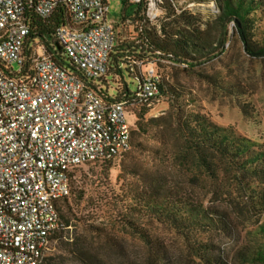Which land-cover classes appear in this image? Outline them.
<instances>
[{"label": "trees", "instance_id": "obj_1", "mask_svg": "<svg viewBox=\"0 0 264 264\" xmlns=\"http://www.w3.org/2000/svg\"><path fill=\"white\" fill-rule=\"evenodd\" d=\"M214 1L219 10L216 21L220 34L211 42L206 30L195 26L184 14L176 16L171 4H168L166 9L167 18L173 17L174 20L166 26L157 28L147 19L144 4H132L128 0H123L119 26L123 27L128 23L131 30L124 34L122 29L119 33V28L111 23L114 46L109 56L108 72L101 81L92 86V89L107 101H121L132 106L137 102L136 95L144 77L152 69L158 76L155 86L157 95L152 100L154 102L165 94L157 62H172L192 67L198 63L193 56H198L200 60L205 59L202 63L216 59L223 53L228 42L227 28L230 23H233L234 32L246 55L253 59L264 58V45L257 46L252 33L256 20L253 15L264 9V0ZM26 20L29 27L26 48L29 53L34 42L45 45L48 52L51 51V46L55 45V29L60 26H72L64 6L57 7L48 19L30 14ZM52 55L56 63L62 66L60 54L52 52ZM30 67L31 63L27 60L25 74L30 75L27 71ZM124 74L132 78L133 90H129L124 82ZM205 78L208 82L211 81L210 78ZM169 98L171 104L167 123L160 118L148 120L144 126L138 124L139 133L159 147H147L139 143L136 146L138 148L141 146L152 161L159 160L182 169L189 165L197 167L212 180V196L210 200L204 201L179 188L163 184L151 173H140L131 169L128 171L129 174L136 177L141 186H132L133 204L129 205L128 209L138 215L145 213L150 219L180 234L185 240L187 257L195 264H232L227 254L214 244L213 238H238L240 223L232 216L234 212L257 217L255 221L257 224L264 215V147L238 135L230 127L216 125L206 114L188 109L186 104L179 102V96L175 92L171 93ZM150 105L139 104L136 105V109L143 112ZM241 109L242 113L247 115L244 105ZM129 112L133 114L132 122L127 123L132 136L137 113L135 110ZM151 126L154 128L153 131L150 130ZM125 154L112 155L110 158H102L72 168L69 177L70 195L71 186L82 169L117 162ZM220 187H224L225 190L222 191ZM213 196H221L225 208L215 206V203L219 202L216 200L213 202ZM69 197L55 204L60 227L49 241H57L64 245L70 243L68 232L72 226V218L67 212H63L61 205ZM120 221L131 227L145 242L149 264H171L166 249L156 246L146 233L124 217ZM258 234L264 238V222L258 227ZM69 253L81 264H102L87 246H80L77 251ZM236 253L242 264H264V251L258 250L247 254L245 247H242ZM41 264L56 263L52 258H46Z\"/></svg>", "mask_w": 264, "mask_h": 264}, {"label": "built area", "instance_id": "obj_2", "mask_svg": "<svg viewBox=\"0 0 264 264\" xmlns=\"http://www.w3.org/2000/svg\"><path fill=\"white\" fill-rule=\"evenodd\" d=\"M106 1L0 0V264L42 263L60 227L55 204L70 195V170L130 151L125 112L157 95L152 69L132 106L92 89L114 46ZM128 1L144 4L150 23L161 14L162 0ZM59 6L72 24L54 31L60 51L34 42L29 53L26 17L48 19Z\"/></svg>", "mask_w": 264, "mask_h": 264}, {"label": "rangeland", "instance_id": "obj_3", "mask_svg": "<svg viewBox=\"0 0 264 264\" xmlns=\"http://www.w3.org/2000/svg\"><path fill=\"white\" fill-rule=\"evenodd\" d=\"M106 3L107 15L112 19L120 10L121 0H107ZM168 4L172 5L176 16L184 14L195 26L206 30L211 42L219 36L216 21L219 10L214 0H162L161 14L156 21L151 22L157 28L174 20L173 17L167 18ZM253 16L256 19L252 31L253 41L257 46H263L264 9ZM227 32L228 42L223 53L212 61L202 63L205 59L193 56L198 63L192 67L157 62L165 94L151 102L150 107L143 112L132 109L137 113L131 136L132 148L121 160L89 166L80 171L71 186L70 197L65 203H61L63 212H67L72 218V226L68 232L70 243L64 245L49 241L42 263L46 258H52L56 264H81L69 252L77 251L80 246H87L102 264H149L145 242L131 227L120 221L124 217L146 233L156 246L166 249L171 264H195L187 257L185 240L180 234L150 219L145 213L138 215L128 209L133 204L132 186H141L139 180L128 171L135 169L140 173H151L167 186L179 188L204 201L210 200L212 180L197 167L189 165L182 169L159 160L152 161L141 146H136L139 143L142 146L159 147L139 133L138 124L144 126L148 120L160 118L167 123L171 104L169 96L173 92L188 109L200 111L216 125L230 127L238 135L264 147V58L253 59L246 55L234 32L233 23L228 25ZM37 54L41 56L42 51L38 49ZM13 69L16 70L17 66L13 65ZM205 77L211 81L208 82ZM123 79L129 90H133L132 78L124 74ZM242 105L245 106L247 115L242 113ZM125 118L130 123L133 114L126 111ZM150 130L153 131L154 128L151 126ZM220 189L225 190L224 187ZM212 200L219 202L215 203L217 207L225 206L221 196H213ZM232 216L240 223L238 238H213V242L227 254L232 264H242L236 255L242 247H245L247 254L264 251V238L258 234L264 215L258 224L255 223L257 217L247 213L234 212Z\"/></svg>", "mask_w": 264, "mask_h": 264}, {"label": "crops", "instance_id": "obj_4", "mask_svg": "<svg viewBox=\"0 0 264 264\" xmlns=\"http://www.w3.org/2000/svg\"><path fill=\"white\" fill-rule=\"evenodd\" d=\"M122 1L121 0V3H120V10L119 12L117 13V15L115 17H113L112 19H109V16L107 15V19L110 23L116 25L119 29H118V32L120 33L121 30L123 29V32L124 34L125 33H129V31L131 30V26L128 25V23H126L123 27L122 26H119V24L121 23V17H122ZM107 4V3H106Z\"/></svg>", "mask_w": 264, "mask_h": 264}, {"label": "water", "instance_id": "obj_5", "mask_svg": "<svg viewBox=\"0 0 264 264\" xmlns=\"http://www.w3.org/2000/svg\"><path fill=\"white\" fill-rule=\"evenodd\" d=\"M55 47H56V49H57L58 51H60V48L58 47L57 44H55Z\"/></svg>", "mask_w": 264, "mask_h": 264}]
</instances>
